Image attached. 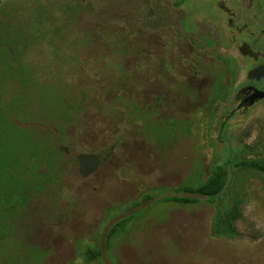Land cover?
Instances as JSON below:
<instances>
[{
    "label": "rangeland",
    "instance_id": "obj_1",
    "mask_svg": "<svg viewBox=\"0 0 264 264\" xmlns=\"http://www.w3.org/2000/svg\"><path fill=\"white\" fill-rule=\"evenodd\" d=\"M261 56L264 0H0V264H264V173H238L237 238L212 232L233 194L165 201L264 158V100L238 99Z\"/></svg>",
    "mask_w": 264,
    "mask_h": 264
},
{
    "label": "trees",
    "instance_id": "obj_2",
    "mask_svg": "<svg viewBox=\"0 0 264 264\" xmlns=\"http://www.w3.org/2000/svg\"><path fill=\"white\" fill-rule=\"evenodd\" d=\"M234 152L230 151L227 153V164L224 166L217 165L207 180L184 183L172 190V192H175V195L165 198L166 202L191 205L198 201V198L194 197L197 195L207 198L210 203L214 204L218 200H221L222 197H230L233 194L232 201L228 206L225 208H222L219 204L215 206L216 214L213 220L212 232L216 237L237 238L239 236L235 227V221L240 215V206L243 199L241 192L238 190L234 191V188L237 186L236 182L240 178L238 173L250 170L264 173V158L243 160ZM56 171L60 174L59 169H56ZM148 198L150 197H146V200ZM132 219V217H127L113 225L107 233V241L110 242L125 233ZM99 256H101L100 250L95 252L90 251L87 254V259L92 261L96 260Z\"/></svg>",
    "mask_w": 264,
    "mask_h": 264
},
{
    "label": "water",
    "instance_id": "obj_3",
    "mask_svg": "<svg viewBox=\"0 0 264 264\" xmlns=\"http://www.w3.org/2000/svg\"><path fill=\"white\" fill-rule=\"evenodd\" d=\"M262 77H264V65L258 67L254 74V78H256L257 80H260ZM256 97L264 98V91L257 90ZM253 104L254 102L250 103V106H252ZM223 128L224 124L221 129L223 130ZM63 150L66 151V148H63ZM100 166L101 158L99 155L94 153H82L77 155L75 159H71L68 162L67 169L69 171L77 169L81 178L87 179L94 175L99 170Z\"/></svg>",
    "mask_w": 264,
    "mask_h": 264
},
{
    "label": "flooded vegetation",
    "instance_id": "obj_4",
    "mask_svg": "<svg viewBox=\"0 0 264 264\" xmlns=\"http://www.w3.org/2000/svg\"><path fill=\"white\" fill-rule=\"evenodd\" d=\"M252 54H255V53L252 52V50H251V56L250 57L253 59V61H254V59L257 61L259 59V56H257V55L252 56ZM260 58L262 60L260 62H258V64L253 67V71H250L248 73V76H247V78H252L254 81L256 80L259 83L264 79V77H262L260 80H257L256 78H254V74H255V71L258 67L264 65V56L263 57L261 56ZM257 90L258 91H264V87H259V86L253 85V84L243 85L239 91V97H238L239 102L244 106L250 107V103H252V102H254V104H255V103H259V102L263 101L264 98L256 97ZM228 116L226 117V121L229 120V119H227Z\"/></svg>",
    "mask_w": 264,
    "mask_h": 264
}]
</instances>
